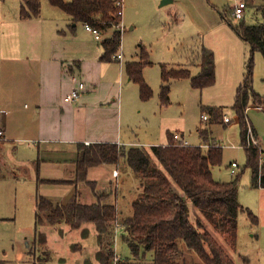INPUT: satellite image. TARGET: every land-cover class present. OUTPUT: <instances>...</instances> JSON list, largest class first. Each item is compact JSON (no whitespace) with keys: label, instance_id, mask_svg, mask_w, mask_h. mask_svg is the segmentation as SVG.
Listing matches in <instances>:
<instances>
[{"label":"rangeland","instance_id":"1","mask_svg":"<svg viewBox=\"0 0 264 264\" xmlns=\"http://www.w3.org/2000/svg\"><path fill=\"white\" fill-rule=\"evenodd\" d=\"M160 2L161 0H124L123 17L120 16L119 24L101 29V36L103 35L102 38L105 39L112 36L117 27L121 29L122 25L124 26L118 49V52L122 51L124 54L122 62H125L122 114L123 123L128 127H125L124 133L139 141L160 143L168 140V133L179 132L183 133L191 144H205L203 146L205 150L213 145H221L223 159L222 163L213 167L214 178L231 181L239 176L238 198L245 208L238 216V247L233 257L241 255V258L236 260L237 264H246L245 259L250 264H264V189L253 184L252 169L246 165L247 155L242 146L241 125L233 107L237 88L248 72V64L252 56L251 44L234 28L241 23L240 20L232 17V7L236 0H172L165 6L159 7ZM60 8L50 0H41V11L45 17L53 16L62 9ZM244 22L246 25L262 24L264 12L250 7ZM131 25L135 27L130 30ZM86 30L84 24L79 21L75 33L84 34ZM99 44L102 45V42ZM142 47L147 49L151 62L143 69V76L153 90V95L149 99L141 98L139 84L131 78V81L128 80L126 70L127 62L142 60ZM201 47H207L214 53L215 83L199 88L193 86L190 78L172 79L170 99L164 104L161 100L162 64L177 66L183 63L194 76L199 71L197 63ZM253 55V87L264 96V54L255 51ZM111 60L115 62L114 66L120 75L121 61L116 58ZM111 79L112 77L104 79L98 85V91L104 93L112 89L115 80ZM117 89L116 84L114 90ZM119 95L118 92V99ZM204 116L207 117L204 119ZM226 116L229 117V122L224 120ZM247 119L248 125H253L257 129L259 141L264 148V110L251 105L247 110ZM203 132L204 135L201 134ZM29 153L30 151L27 150L25 155ZM263 160L264 158L260 161ZM233 161L239 165L235 174L231 173L230 165ZM114 165L107 164L108 169L93 167L91 172L107 187L105 190L114 195L118 209L124 213L121 218H124L126 214L132 213V201L140 193L138 178L129 166L121 162L114 167L119 174L115 176V169L113 170V176L117 180L109 186L110 179H113L111 174ZM28 167L31 168L30 165ZM4 170L7 172L1 175L9 177L11 174L8 172L11 170L6 167ZM24 176L25 181H21L18 177L0 179V213H7L11 217L0 227V239L5 241L8 251L6 258L11 261L8 264H19L12 256L13 253L17 255L18 244L23 251L29 250L24 243V236H28L34 242L36 221L30 193L33 194L36 190L44 192L42 188H37L35 180L31 179L28 173ZM79 188L82 190L81 201L89 203L96 201L92 188L87 182L81 181ZM98 190L102 191L101 187L98 186ZM30 203L31 209H29ZM16 204L21 209L17 213L18 219L14 215L17 210ZM248 211L257 215L258 224H253L255 222ZM87 227L89 233L85 237L82 228L72 229L67 223H62L60 227L49 224L41 225V228L39 226V229L46 233L48 244L44 245L41 235L38 237L37 228L38 248L36 246L32 248V252L37 254L36 264H46L50 257L51 264H85L86 259L95 261L99 248L97 230L92 223L87 224ZM114 230L117 234L114 249L116 255L122 259V264H152L154 256L151 251H145V254L141 251L139 256L133 254L130 245L124 239V226L119 225L117 230ZM213 231L219 242L228 250L222 236L217 233L218 231ZM14 244L16 250L12 251ZM79 245L81 247H78ZM186 250L189 259L200 262V257L194 251ZM181 253L178 249L176 257H180Z\"/></svg>","mask_w":264,"mask_h":264},{"label":"trees","instance_id":"2","mask_svg":"<svg viewBox=\"0 0 264 264\" xmlns=\"http://www.w3.org/2000/svg\"><path fill=\"white\" fill-rule=\"evenodd\" d=\"M69 13L74 22L88 23L106 29L118 25L117 0H50ZM247 4L253 0H246ZM264 9V6H262ZM41 0H23L20 15L23 18L38 16ZM238 34L252 47L248 72L238 86L234 109L241 125L242 146L247 155L246 165L252 169L253 184L264 187V160L257 146H248L247 109L251 106L263 108L264 96L253 87L254 53L264 54V23L246 25L245 17ZM122 30L116 28L112 36L102 40V60H111L121 45ZM142 60L126 63L129 77L140 87L142 99H149L153 90L143 76V69L151 63L149 53L142 47ZM200 72L192 75L189 68L169 67L162 64L161 100L169 102L170 81L190 78L193 86L203 88L215 83L216 63L211 49L203 47L199 56ZM251 101L253 103H251ZM207 133V132H206ZM204 135L205 133H201ZM168 143L163 145L125 146L117 143H79L76 182H87L96 198L95 202L81 201L75 193L64 204H54L43 195L37 199V225H60L67 223L72 229L82 228L87 236V224L93 223L97 230L98 250L96 260L86 259L85 264H114L116 222L124 226V239L133 254L151 251L152 264H236L233 254L237 249L238 216L243 206L238 198L239 176L231 181L214 178L213 167L222 163L223 148L213 145L207 150L203 145H181L168 133ZM153 159L155 162H153ZM129 166L138 178L139 195L132 201V213L119 217L116 203L109 202L111 192L99 191L95 180H88V169L102 163ZM194 206V208H192ZM253 222L257 215L248 211ZM114 227V228H113ZM222 236L227 248L219 242L216 233ZM46 241V233L38 229V237ZM180 257H176L178 252ZM194 251L200 262L188 258L187 250ZM181 250V252H180ZM246 264H250L245 259Z\"/></svg>","mask_w":264,"mask_h":264},{"label":"crops","instance_id":"3","mask_svg":"<svg viewBox=\"0 0 264 264\" xmlns=\"http://www.w3.org/2000/svg\"><path fill=\"white\" fill-rule=\"evenodd\" d=\"M170 2L172 0H161L159 7ZM22 3L23 0H0V130L4 133L0 138V179L18 177L25 181L24 175L28 173L31 179L35 180L37 188L44 190L30 193L36 221L39 195H43L54 204L66 203L75 193H78L81 199L80 182L75 181L79 143L108 142L125 146H144L165 145L169 140L160 143L143 142L124 133L125 127H128L123 123L122 114L124 54L122 60H119L121 61L119 75L114 66L115 62L101 59L104 48L99 43L102 42L103 35L102 39L96 38L93 33L86 30L84 22L82 23L87 32L76 34L78 22H74L71 15L61 8L51 17H45L41 11L38 16L23 18L20 15ZM262 6L264 0H253V3L247 6L246 15L250 7L264 12ZM131 26L130 30L135 27ZM201 50L202 47L199 52ZM199 60L198 57L196 63L199 71L196 75L201 69ZM169 67L186 65L181 63ZM111 77L115 80L112 89L104 93L99 92L98 85ZM80 80L85 82V89L79 98L67 102L64 99L65 95L77 86ZM128 80L131 81L129 75ZM116 84L117 91L114 90ZM252 127L257 135V129L253 125ZM181 136L186 139L183 133ZM188 142L190 143L189 140ZM27 150L30 151L29 155H25ZM262 158L264 156L261 155V160ZM107 164L111 163H102L88 169V180H95L97 188L99 186L101 190L107 187L101 184L91 171L93 167L108 169ZM28 165L31 168H27ZM115 165L112 168L113 179H110L109 186L117 180L113 176ZM5 167L11 170L8 172L11 174L9 177L1 175L7 172L4 170ZM258 187L264 189L262 186ZM92 193L94 195L93 190ZM114 200H116L114 195L108 198L109 202L117 205V200ZM16 205L14 215L18 219L17 213L21 209L18 204ZM118 211L121 218L124 213L119 209ZM9 219L11 217L7 213H0V227ZM39 226L41 228V225ZM39 226L36 221L34 242L28 236L23 237L28 251H23L18 244L17 255L12 254L14 261H18L19 264H36L37 254L32 252V248L35 246L38 248ZM47 244L46 235L44 245ZM5 246V241L0 239V264L11 262L6 258L8 251ZM15 247L14 244L12 251L16 250ZM238 258H241V255L234 258L236 264ZM50 260L51 257L46 264H51Z\"/></svg>","mask_w":264,"mask_h":264},{"label":"built area","instance_id":"4","mask_svg":"<svg viewBox=\"0 0 264 264\" xmlns=\"http://www.w3.org/2000/svg\"><path fill=\"white\" fill-rule=\"evenodd\" d=\"M123 5H124V0H117V6H118V15L119 16H122L123 17ZM247 2L246 0H236L234 6L232 7V17L233 18H236L238 20H241L242 18L245 17L246 15V11H247ZM85 27L88 31H90L91 33L94 34V36L98 39L101 38V30L97 27H94L88 23L85 24ZM124 26L122 25V28L121 30H123ZM114 58L118 59V60H122L123 58V53L120 51V52H117L113 55ZM86 85H85V82L80 80L77 84V86H75L74 88H72V90L67 93L64 97V99L67 101V102H70V101H74L76 100L77 98H79V96L81 95V92L85 89ZM207 116H204V119L206 118ZM224 120L226 122H228L230 119L228 116H226L224 118ZM3 130H0V138L3 136ZM174 138L179 142V144L181 145H190V143L188 142V140L184 139L180 133L178 132H175L173 134ZM248 146H257L260 148V151H261V155L262 157L264 156V149L261 148V145H260V142L258 140V137L257 135L255 134L254 130H253V127L251 125H248ZM238 163L236 161H233L231 163V173L232 174H235L236 171H237V167H238ZM118 170L115 169L114 170V175H118ZM121 226V224L119 222H116V230L118 228V226ZM114 264H122V259L116 255L115 258H114Z\"/></svg>","mask_w":264,"mask_h":264},{"label":"water","instance_id":"5","mask_svg":"<svg viewBox=\"0 0 264 264\" xmlns=\"http://www.w3.org/2000/svg\"><path fill=\"white\" fill-rule=\"evenodd\" d=\"M132 27V26H131Z\"/></svg>","mask_w":264,"mask_h":264}]
</instances>
